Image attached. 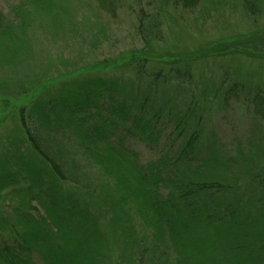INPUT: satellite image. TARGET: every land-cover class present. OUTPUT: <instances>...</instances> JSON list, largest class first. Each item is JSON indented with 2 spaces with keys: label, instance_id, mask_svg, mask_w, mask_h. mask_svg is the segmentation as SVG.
<instances>
[{
  "label": "trees",
  "instance_id": "1",
  "mask_svg": "<svg viewBox=\"0 0 264 264\" xmlns=\"http://www.w3.org/2000/svg\"><path fill=\"white\" fill-rule=\"evenodd\" d=\"M172 1L187 9L198 3ZM263 1L243 2L254 13L252 4ZM63 9L56 0H24L12 15L0 12V65L18 68L26 57L37 62L25 37L30 25L35 19L60 24ZM146 60L128 52L75 72L56 92L28 104L7 98V106L27 104L19 122L26 150L36 157L0 159V200L9 208L0 217L6 234L0 264H37L34 255L43 264H120L111 255L117 250L125 264H264V191L241 196L221 171L232 164L213 152L212 142L204 144L200 131L179 136L176 148L147 163L125 145L126 137L154 144L170 99L156 102L159 71L130 83L104 69ZM23 93L36 91L16 96ZM255 107L264 117V108ZM122 130L127 136H117ZM261 176L254 183H264Z\"/></svg>",
  "mask_w": 264,
  "mask_h": 264
},
{
  "label": "rangeland",
  "instance_id": "2",
  "mask_svg": "<svg viewBox=\"0 0 264 264\" xmlns=\"http://www.w3.org/2000/svg\"><path fill=\"white\" fill-rule=\"evenodd\" d=\"M21 1L0 0V12L12 15ZM57 1L64 7L59 11L61 23L35 19L31 35L25 36L37 62L26 57L18 68L12 63L0 65V159L18 153L36 157L26 150V133L18 116L30 99L56 92L77 71L133 52L148 60L117 69L106 66L104 75L142 83L159 71L156 102L169 98L171 107L155 125L154 144L126 137L125 145L137 152L139 161H154L177 145L179 136H197L200 131L204 144L212 142L213 152L232 164L221 171L234 187L240 186L241 196L264 191V183H254L257 173L264 178V117L255 110V105L264 108V1L252 4L254 13L245 0H198L192 9L172 0ZM29 71H36V76H28ZM24 89L36 93L16 96ZM16 97V105L22 100L27 104L7 106V98ZM117 136L127 135L122 130ZM8 210L0 200V217H6ZM15 232L21 233L20 228ZM1 234L6 236L0 231V242ZM111 255L114 262L125 264L118 250Z\"/></svg>",
  "mask_w": 264,
  "mask_h": 264
}]
</instances>
